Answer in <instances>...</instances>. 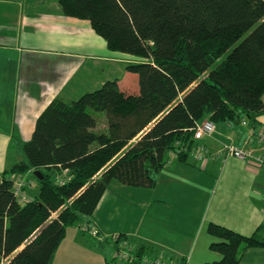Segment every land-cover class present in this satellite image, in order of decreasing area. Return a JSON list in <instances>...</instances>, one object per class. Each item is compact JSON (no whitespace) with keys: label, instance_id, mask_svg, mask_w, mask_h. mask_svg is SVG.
Returning <instances> with one entry per match:
<instances>
[{"label":"trees","instance_id":"16d2710c","mask_svg":"<svg viewBox=\"0 0 264 264\" xmlns=\"http://www.w3.org/2000/svg\"><path fill=\"white\" fill-rule=\"evenodd\" d=\"M59 2L66 15L89 20L110 50L137 60L126 66L130 78L53 99L21 141L23 158L0 179L2 264H53L70 226L102 236L92 215L113 181L153 188L171 159L194 157L197 123L239 125L264 113V0ZM31 171L37 188L21 202L15 176ZM208 231L222 257L205 264H239L248 248L264 247L263 227L247 235L211 222ZM102 240L110 263L149 255L124 233ZM124 241L137 260L120 258Z\"/></svg>","mask_w":264,"mask_h":264},{"label":"crops","instance_id":"0c3cea01","mask_svg":"<svg viewBox=\"0 0 264 264\" xmlns=\"http://www.w3.org/2000/svg\"><path fill=\"white\" fill-rule=\"evenodd\" d=\"M136 60L110 50L89 20L66 15L59 0H0V161L15 142L11 132L32 134L53 99L75 100L108 79L130 78L126 66ZM260 129L264 113L255 122L216 124L204 143L212 150L246 145ZM257 149L264 155V145ZM92 222L102 236L68 227L53 264H115L102 237L119 233L174 264L216 261L222 255L211 248V222L247 235L264 228V166L233 156L173 160L153 188L113 181ZM239 264H264V247L248 248Z\"/></svg>","mask_w":264,"mask_h":264},{"label":"built area","instance_id":"2783aa9c","mask_svg":"<svg viewBox=\"0 0 264 264\" xmlns=\"http://www.w3.org/2000/svg\"><path fill=\"white\" fill-rule=\"evenodd\" d=\"M215 131L216 124L210 119L197 123L195 137L200 141V143L192 152V155L195 158L206 161L213 157L225 160L228 157L233 156L243 160L254 161L258 165L264 166V155L257 152V148L264 145V129H260L256 133H253L246 145H239L234 142H229L223 144V146H221V148L218 150H212L204 143V139L208 136H212ZM176 156L177 154L175 152L171 153V158L174 159ZM171 160L169 163H171ZM25 185L26 182H24V180L19 182L17 181L15 183V194L20 201H27L29 199V194H27L26 190L24 189ZM92 233L96 234L97 231L93 230ZM122 247H124V249L119 253V256L122 260L125 262L128 260H137V257L133 256L132 246L127 241L122 242ZM139 262L141 264H174L172 261L162 258H155L149 255L140 257Z\"/></svg>","mask_w":264,"mask_h":264},{"label":"rangeland","instance_id":"374dc122","mask_svg":"<svg viewBox=\"0 0 264 264\" xmlns=\"http://www.w3.org/2000/svg\"><path fill=\"white\" fill-rule=\"evenodd\" d=\"M81 95V94H80ZM224 123H219V125H223ZM15 133L13 145L8 148V156H4L2 159V162L0 161V179L2 177V173L7 167H10L16 162H19L23 158V152L21 148V141L25 142L27 139L31 137V132L29 131H24V132H11V134ZM1 134V133H0ZM3 141V139H1ZM0 153H3V148H0ZM1 156V155H0ZM172 163V161H171ZM170 163V164H171ZM25 176V177H23ZM15 183L21 180H24L26 182V185L24 187H31L30 191H27L26 193L29 194V198L31 199L32 193L31 191L35 192V187L37 188V185H34V182L36 181L34 178L33 172H29L25 175H20V176H15ZM21 202H25V200H21Z\"/></svg>","mask_w":264,"mask_h":264},{"label":"water","instance_id":"95a60500","mask_svg":"<svg viewBox=\"0 0 264 264\" xmlns=\"http://www.w3.org/2000/svg\"><path fill=\"white\" fill-rule=\"evenodd\" d=\"M35 174H37V175H38V174H39V172H38V171H36V172H35Z\"/></svg>","mask_w":264,"mask_h":264}]
</instances>
